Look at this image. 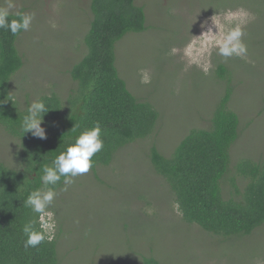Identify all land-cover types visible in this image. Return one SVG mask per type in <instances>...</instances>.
I'll use <instances>...</instances> for the list:
<instances>
[{
  "label": "rangeland",
  "instance_id": "374dc122",
  "mask_svg": "<svg viewBox=\"0 0 264 264\" xmlns=\"http://www.w3.org/2000/svg\"><path fill=\"white\" fill-rule=\"evenodd\" d=\"M8 0H0L6 7ZM11 13L33 14L29 31L16 40L22 67L10 78L21 108L43 95L66 98L77 84L69 69L86 53L90 0H13ZM146 29L116 43L115 64L129 91L158 112L153 132L115 152L105 166L77 176L57 195L44 223L53 225L60 264H141L150 255L162 264H264V225L242 237L210 234L181 218L173 194L149 162L155 145L164 155L193 128L207 127L227 79L229 107L239 117L222 180L225 198H236L245 178L239 160L264 159V0H136ZM240 26L246 57L225 58L209 43ZM209 30V31H208ZM18 140L0 127V162L16 165ZM233 183V184H232ZM51 238V239H52Z\"/></svg>",
  "mask_w": 264,
  "mask_h": 264
},
{
  "label": "trees",
  "instance_id": "16d2710c",
  "mask_svg": "<svg viewBox=\"0 0 264 264\" xmlns=\"http://www.w3.org/2000/svg\"><path fill=\"white\" fill-rule=\"evenodd\" d=\"M89 9L86 53L69 69L77 87L66 98L67 108L54 93L38 99L49 109L42 120L46 139L18 130L28 105L19 106L9 81L23 65L16 46L23 31L14 36L0 29V127L18 140L16 165L0 162V264H60L54 238L24 248L23 225L36 220L41 230L38 215L24 201L31 190L42 187L44 165H51L82 131L97 123L104 147L92 157V167L108 165L120 148L148 137L157 122L158 112L129 91L115 64L116 43L128 33L146 29L143 6L136 0H90ZM15 14L9 19L18 18ZM213 72L227 83L209 115V125L190 129L171 155L164 156L153 145L148 157L173 194L184 222L223 238L242 237L264 225V159L239 160L236 170L245 183L241 189L232 183L236 198L223 196L221 183L229 171L230 148L239 136V117L228 103L233 91L229 69L219 63ZM62 186L63 178L49 187ZM141 257V264H162L150 255Z\"/></svg>",
  "mask_w": 264,
  "mask_h": 264
},
{
  "label": "clouds",
  "instance_id": "9594fccd",
  "mask_svg": "<svg viewBox=\"0 0 264 264\" xmlns=\"http://www.w3.org/2000/svg\"><path fill=\"white\" fill-rule=\"evenodd\" d=\"M14 7L13 0H8L6 7H0V29H7L14 36L22 31H29L34 19L33 14H23L17 12L15 15L18 18L9 19L10 10ZM209 43L214 44L218 49V54L225 58L229 57H246L247 46L243 42V31L240 26L231 28L225 32L219 39L215 33L209 29ZM208 30V31H209ZM91 88V86H90ZM89 88V90H90ZM49 109L41 100L31 102L26 108V114L22 117L18 130L31 135L38 139H46V132L42 127L43 114ZM101 126L99 123L92 128L82 131L74 140V143L69 144L64 151L57 155L51 162V165H44L42 175L40 177L42 187L31 190L25 199V206L38 215L41 222V230H37L36 220H29L22 227V232L26 239L24 248H35L41 244L46 238L51 239V231L53 225L44 223L45 216L50 217L47 211L52 205L57 192L54 187L61 182L63 178V187L60 191H68L70 185L74 183L77 176L87 174L92 168V157L100 152L104 147L101 138Z\"/></svg>",
  "mask_w": 264,
  "mask_h": 264
}]
</instances>
